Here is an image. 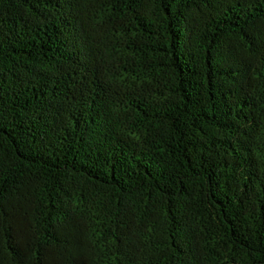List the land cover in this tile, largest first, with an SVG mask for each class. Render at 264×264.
Returning <instances> with one entry per match:
<instances>
[{
    "label": "trees",
    "instance_id": "trees-1",
    "mask_svg": "<svg viewBox=\"0 0 264 264\" xmlns=\"http://www.w3.org/2000/svg\"><path fill=\"white\" fill-rule=\"evenodd\" d=\"M0 264H264V0H0Z\"/></svg>",
    "mask_w": 264,
    "mask_h": 264
}]
</instances>
